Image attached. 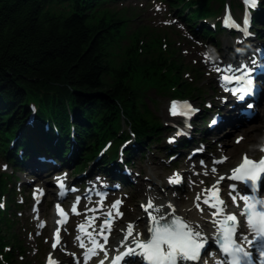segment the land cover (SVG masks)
<instances>
[{
  "label": "trees",
  "instance_id": "trees-1",
  "mask_svg": "<svg viewBox=\"0 0 264 264\" xmlns=\"http://www.w3.org/2000/svg\"><path fill=\"white\" fill-rule=\"evenodd\" d=\"M211 1L205 0L202 14L196 16L206 15L205 6ZM127 19L104 8L103 0H0V151L8 149L9 138L20 130L18 145L25 142L26 148L34 149L30 137L44 132L47 110L53 111L67 132L71 107L81 133L77 161L89 140L98 145L100 138L114 134L123 118L133 123L142 147L155 141L164 128L145 102L144 84L164 89L171 82L161 70L170 68L169 72L177 73L178 93L192 98L197 94L188 93L190 86L179 74L181 65L169 63L153 49L160 41L150 30L138 29L132 35L137 45L123 44L131 26ZM140 42L145 52H140ZM120 52L125 58L115 62L112 58ZM28 98L44 108L34 129L26 126ZM53 134L50 131L42 137ZM88 149L92 157L96 149ZM84 166L85 162L80 170ZM0 225V230L7 229L3 219ZM5 233L12 245L6 259L9 264H20L15 255V249H22L18 235L14 232L11 238Z\"/></svg>",
  "mask_w": 264,
  "mask_h": 264
},
{
  "label": "snow or ice",
  "instance_id": "snow-or-ice-1",
  "mask_svg": "<svg viewBox=\"0 0 264 264\" xmlns=\"http://www.w3.org/2000/svg\"><path fill=\"white\" fill-rule=\"evenodd\" d=\"M246 8L255 7L256 0H243ZM160 6L157 5V11ZM165 23H171L166 21ZM224 23L229 27H237L230 14H226ZM250 18L245 14L243 20V31L248 35ZM210 57L205 54V60ZM212 71L219 74L221 87L237 96L241 101L252 92L253 80L251 79V69L247 65L234 67L231 64L224 66L214 64ZM229 85H234L229 87ZM251 107V105H249ZM198 109H194L191 104L185 102L177 104L173 101L170 105L171 115H182L190 119ZM213 118L212 124H216ZM242 139V138H239ZM239 139L237 143H239ZM170 142H173L170 140ZM264 151V148H261ZM227 160L223 157L213 163L221 164ZM203 164V161H201ZM7 168V165L4 166ZM217 169L211 168L215 174ZM204 175H208L207 172ZM228 179L236 183L225 186L222 190L221 183ZM59 196L63 199L66 195L63 178H57ZM170 183L179 184L182 177L174 174L169 178ZM204 181H200L203 184ZM264 185V157L259 160L250 158L247 154L242 157L241 163L231 170L227 177L219 176L216 181L207 188H201L195 194L192 208L188 211H195L197 216H182L176 214L175 207L171 204L158 203V198L148 195L147 202L140 207L147 214L145 217H137L135 221L129 222L125 228L120 229L122 239L115 247L109 249V237L113 231V224L118 218H123L120 207L123 201L115 200L111 205L106 206L104 201L107 193H96L99 200L95 206L89 208L85 205L84 211H78L81 197L77 196L68 212L57 203L58 215L63 220H56V224L67 223L69 212L84 216V220L78 225L79 247L83 249V264H89L93 257L103 253L104 259L99 264H124L131 258L139 257L142 264H208L209 258L213 264H264V195L262 192ZM75 191V189H71ZM222 191L224 195H222ZM44 195L43 189L34 191V198L39 203V197ZM89 200L91 197H87ZM227 198V200H226ZM230 201V202H228ZM205 205L207 207H202ZM0 207H3L0 204ZM167 209V211L165 210ZM91 213V215H89ZM99 221V224H97ZM146 221L145 231H139V223ZM207 224H211L213 231H206ZM39 227H44L41 222ZM142 236L145 237L142 239ZM87 238V243L85 239ZM212 241L217 251H209V241ZM102 241V243H101ZM47 242V241H46ZM61 245L60 228H56L54 233L53 250ZM115 253L109 259V252ZM75 257V254H73ZM46 264H60L49 254ZM75 264H81L75 259Z\"/></svg>",
  "mask_w": 264,
  "mask_h": 264
},
{
  "label": "rangeland",
  "instance_id": "rangeland-1",
  "mask_svg": "<svg viewBox=\"0 0 264 264\" xmlns=\"http://www.w3.org/2000/svg\"><path fill=\"white\" fill-rule=\"evenodd\" d=\"M111 11L113 13H115V14H116V11H118L119 15H123V16H127V17H137L138 18V22H139V20L140 21H144L145 20V15H146L148 20L151 21L152 24L157 25L154 22V14L152 12V9H150V7H148V6H143L141 3H139V2H137L135 0H130L129 2H120ZM169 11L171 12V9H169ZM144 12H145V15H144ZM169 19H172V18L170 17ZM135 23L138 26V29H140L139 27L141 26V23L139 22L140 24H138L137 21ZM130 33H131V31L128 32V35H130ZM164 35L166 36V40H167V46L165 47V49L170 54L171 53L172 54L179 53L178 46H177V43H178L177 37L175 35H173L172 33H164ZM125 37H126V34H125L124 38ZM125 40H129L130 41V39L128 37L125 38ZM124 55H125L124 52H120L118 55L117 54L114 55L112 59L115 62H119L120 60L125 58ZM179 55H180V53H179ZM178 57H179V61H180L181 65H182L183 76L188 74V73L194 75V72L191 69L190 63L188 61L184 60L181 56H178ZM195 58H196V53L190 52L189 53V59H195ZM163 79H165V78H163ZM158 80L162 81V79H158ZM165 87H166V90H167L168 89L167 86H165ZM167 94L168 93L166 91H163L162 93H154L153 91H151L148 94V97H147L148 102L150 103V106H151L152 110L154 111L156 116H158L160 119H162V118L164 119L165 104L167 106L168 100L170 99ZM195 103L201 104V101H198V102H195ZM46 118H53L54 121L57 124L61 125L62 121L60 119L56 118V116L54 115L52 110L48 111ZM53 119H51V120L53 121ZM250 127L252 128L253 126H250ZM251 128H249V129H251ZM258 128L253 133L251 132V134L252 135H258L259 137H254V141L252 140L253 142L248 141L247 143H245L243 145H240V146H235L233 144V141L236 138L238 132H235V133L229 135L228 137H223V136H225V133L221 134V137H223L222 141L225 144V148L228 149V151H231V149H233V150L237 151V153H240L242 151V149H244L246 146H248V145L249 146H254L255 143H258L260 141V139H261V134L258 131ZM243 134L247 136L246 132H244ZM198 135H199V133H198ZM36 145H39V144L37 143ZM164 164H165L164 160H162V159L156 160L154 162H150L146 158H143L142 159V163L138 165V168H140L142 171L143 170L145 171V168L147 167V165L148 166L152 165L157 170V172L160 173V170H158V169H159V167H161L160 169H162ZM5 231H8L9 232L8 236L13 238L15 227L12 226V227H10L8 229H3L2 233L5 232Z\"/></svg>",
  "mask_w": 264,
  "mask_h": 264
},
{
  "label": "bare ground",
  "instance_id": "bare-ground-1",
  "mask_svg": "<svg viewBox=\"0 0 264 264\" xmlns=\"http://www.w3.org/2000/svg\"><path fill=\"white\" fill-rule=\"evenodd\" d=\"M167 120L168 121H170L168 118H167ZM233 132H238V133H241V135H244L243 133L244 132H246V134H247V136H246V143L248 142V141H250V142H253L254 141V137H259L258 135H252L251 134V129H246V130H241V129H238V130H234ZM262 135H261V139H262ZM250 139V140H249ZM253 140V141H252ZM244 143V142H243ZM242 143V144H243ZM241 144V145H242ZM256 144V143H255ZM249 150V145L248 146H246L244 149H242V151H248ZM227 153H228V155H231L232 157H234L235 155H237V151H235V150H233V149H231V151H228L227 150ZM240 153H238V155H239ZM210 164H212V163H210Z\"/></svg>",
  "mask_w": 264,
  "mask_h": 264
}]
</instances>
